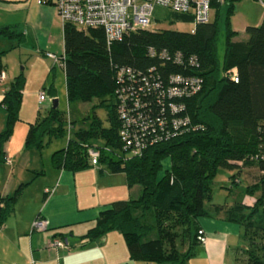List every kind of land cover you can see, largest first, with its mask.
Wrapping results in <instances>:
<instances>
[{"label":"trees","instance_id":"16d2710c","mask_svg":"<svg viewBox=\"0 0 264 264\" xmlns=\"http://www.w3.org/2000/svg\"><path fill=\"white\" fill-rule=\"evenodd\" d=\"M238 1L212 0L210 21L194 25L189 33L137 29L111 45L100 28L63 25V53L59 57L63 61L66 99L95 102L92 115L86 118L90 123L88 128L73 131L75 124L66 121L52 104L43 118L28 125L24 148L40 151L51 139L67 136V146L52 154L54 169L77 173L101 164L110 173L123 174L127 187L138 184L141 188L137 199L113 202L101 211L82 240L99 241L116 230L123 236L131 261L186 264L200 244L197 219L222 217L242 228L245 246L238 252L245 253L247 261L240 263L235 258L234 264H264V155L250 161L251 156L264 154V18L259 26L245 29L248 37L245 42H234L237 33L231 30L230 17ZM222 9H226L225 42L220 59L217 39ZM172 15L177 21L193 23L183 13ZM0 35L12 42V49L25 42L24 34L16 26L1 28ZM4 54L0 52V75L5 71ZM169 75L201 82L198 93L183 99L184 112L180 118L189 121L187 128L178 136L166 138L158 134L152 142L161 141L148 146L139 156L127 154L119 137L123 128L118 113L120 92L130 88L132 80L141 83L145 79L142 90L146 86L153 89L156 83L166 82ZM24 86L21 73L6 87L0 101V111L5 116L0 131V163L9 161L4 146L19 119ZM44 90L47 100L48 96L56 97L53 85ZM130 97L135 105L156 106L153 99H144L140 92ZM125 99L130 101L129 96ZM158 99L157 103H161L162 97ZM39 106L41 110L43 107ZM98 107L108 111V128L95 116ZM90 149L99 154L95 165L89 160ZM167 158L171 161L170 170L160 176L161 163ZM242 160H247L245 167H256L262 174L247 188L248 194H259L256 204L252 208L213 205L212 212L205 209L217 170L239 173L244 169L240 168ZM231 181L235 183L236 179ZM25 186L20 184L11 194L0 196V229L13 214ZM165 223L170 226L163 227ZM178 234L189 240L183 253L178 250ZM68 235H72L70 228L64 227L52 239L67 241ZM184 239H180L181 245Z\"/></svg>","mask_w":264,"mask_h":264},{"label":"rangeland","instance_id":"374dc122","mask_svg":"<svg viewBox=\"0 0 264 264\" xmlns=\"http://www.w3.org/2000/svg\"><path fill=\"white\" fill-rule=\"evenodd\" d=\"M36 1L37 0H26V5L28 6L30 13H38V11L35 9ZM261 1L264 3V0ZM261 1L240 0L234 4L233 13L230 17L231 30L237 33V35L233 38L234 42H245L248 38L245 33V28L249 26L257 27L262 23L264 18V4L261 3ZM13 6H17V4H14ZM223 12H226V9H222L221 11V19L218 24L219 35L217 39V48L220 59L223 57L225 42ZM36 17L37 14L31 17L28 16V21L30 23L28 29L32 30V19H36ZM193 28V23L177 21L174 19V16L170 10L159 6L154 8L151 24L149 26L150 31L172 30L182 33H189ZM26 33L28 34L27 39L29 42L27 41L25 44L19 47L12 49V42L8 39L0 44V52H5L2 57V64L5 68V71L3 72L4 80L3 82H0V84L9 86L13 79H15V77L21 73L25 78V86L21 98V112L19 114V119L14 126L13 134L17 132V130L22 129L25 131L26 135L28 125L38 119L43 118L46 115V108H49L52 105L51 100L55 99L57 100V107L59 112L62 114V117L66 119V121L75 124L73 131H76L80 128H88L90 122L86 118L92 115L91 107L95 102H68L66 99L65 78L62 66L60 64H56L54 71H52V61L46 57L45 54L42 55L41 52L35 48L33 43L34 41L32 39L34 38L33 35H35L34 31H31V33L26 31ZM61 39L58 42V45L54 46L52 50L53 52L57 53V56H60L63 50ZM49 50L51 51V49ZM51 85H53L55 89L56 97L52 98L47 95L50 99L44 100L42 102L43 108L39 110L40 106L37 102V96L40 91L46 92L44 89H47ZM95 116L99 119L104 128L109 127L108 111L106 108H96ZM82 121H84V124ZM3 127L0 131H2ZM24 139L25 137L20 133L21 142L24 143ZM11 140L15 142L14 138H11ZM67 142L68 139L66 136L62 138L51 139L50 143L40 151L26 150L23 147L22 154H17L18 152H16L14 154L12 153L11 158L8 157V159H10V163H7V161L5 163H0V196L7 195L9 193L11 194L20 184L26 185L14 206L13 214L5 223V226H7L10 231L14 233V236L11 239L14 253L13 257L12 255L10 256V259H13L11 262H9V264H30L31 249L29 240L32 237L30 236L31 226L29 227V231L25 233L24 226L26 225L28 218L37 215L36 211L44 200L43 190L40 191V186L50 179L49 171L53 168L51 160L52 154L65 148L67 146ZM14 146H17V142L14 143ZM262 155L264 154L259 153L256 156H251L250 161H253V159L257 160V158H261ZM246 161L247 160H242L240 162V168L242 166L244 169H241V172L239 173L237 170H217V173L210 185V198L204 203L205 209L212 212L213 205L231 207L238 204L244 206L245 208H252L256 204L259 194H248L247 188L256 182L262 174H260L256 167H245L244 164ZM161 164L162 171L159 173L160 176H162L164 172L170 170V158L165 159ZM98 165L101 166V164ZM101 167H103L105 171H108L104 165ZM56 171L58 170L56 169ZM41 172L42 174H40ZM36 173L39 174L35 175ZM232 179H236V182L232 183ZM131 189V198H127L126 201L130 199H137L140 195H138V191L141 192V188L138 184H135L133 187H131ZM36 218H38V216L35 217V219ZM163 218L167 219V215H164ZM168 226H170V223L163 224V227L165 228ZM44 232L46 235H49L48 229ZM178 233L181 235L180 231H178ZM36 234L39 233H34L33 235ZM104 239V244L96 249V251L91 253L98 262L100 261L101 264L107 263L105 262V257H107L109 264L117 263V260L114 258L116 257L119 246L125 248L127 260H130L128 249L124 242L123 236L119 231L114 230L108 232ZM180 239L184 238L181 236L178 237V250L180 253H183L189 246V240L185 238L183 240L184 244L181 245L179 242ZM240 239V244L238 245L239 248L233 246V250L230 251L229 255H231L233 261L235 258H237L240 263H245L247 261L246 254L238 252L245 246V242L242 241V233ZM48 241L49 240L46 242L48 243ZM203 243H205V241ZM67 247L68 248L63 250L70 252L71 247L69 245ZM104 253L105 255H103ZM40 257L43 259L42 261H46V264L60 263H58L60 258H58V256L56 257V254L54 258L50 257L48 253H46L45 256L41 255ZM42 261L38 262V264L42 263ZM61 262V264H63V258ZM187 263L188 261L186 264Z\"/></svg>","mask_w":264,"mask_h":264},{"label":"crops","instance_id":"0c3cea01","mask_svg":"<svg viewBox=\"0 0 264 264\" xmlns=\"http://www.w3.org/2000/svg\"><path fill=\"white\" fill-rule=\"evenodd\" d=\"M46 1H36L35 9L38 13H36V19H32L33 28L30 30L28 29L30 24L28 16L31 17L36 14L29 12L26 0H0V29L16 26L17 30L25 36L23 44L28 41L26 31L29 33L34 31L33 43L42 55L46 52L57 54L52 50L54 46L58 45L61 37L63 45V25L57 15L54 5L55 0H48L49 3H46ZM261 3L263 2L261 1ZM14 4H17V6H13ZM6 39L0 35V44ZM51 70L54 71L53 67ZM7 86L0 84V101L3 99ZM4 119V113L0 111V130L3 127ZM20 133L24 137L26 136L25 131L22 129L17 130L11 136L17 142V146H14L15 142L11 138L5 144L4 151L7 158H11L12 153H23L24 143L20 140ZM49 173L50 179L40 186V191L43 190L44 200L36 211L37 215H34L47 220L49 235H46L45 232L32 235L29 240L30 257L35 261V264L42 261L43 259L40 256H45L46 253L52 258L56 254V257L60 258L59 264L62 263V258L63 264H101L91 253L104 244V237L95 242L82 240L81 237L94 225L101 211L107 209L113 202L126 201L127 198H131L132 189L127 187L125 176L121 173L105 171L99 165L77 173L64 170L56 171L52 168ZM53 189L52 193H45L46 190ZM140 193L138 191V195ZM34 216L28 218L24 226V233L29 231V227L35 219ZM196 225L204 233L205 243L198 244L194 256L188 260L187 264H234L235 260H232L229 253L233 250V246L238 247L240 244L242 228L237 224L225 221L222 217H201L197 219ZM64 227L70 228L72 233V235L66 237L72 251L48 249L46 241L50 240L59 229ZM13 236L14 233L7 226L4 225L1 228L0 264H9L13 259H10V256L13 257L14 253L11 241ZM114 259L117 260V263L113 264H145L127 260L125 248L120 246ZM105 262L108 263L107 257H105ZM40 264H46V261H42Z\"/></svg>","mask_w":264,"mask_h":264},{"label":"built area","instance_id":"2783aa9c","mask_svg":"<svg viewBox=\"0 0 264 264\" xmlns=\"http://www.w3.org/2000/svg\"><path fill=\"white\" fill-rule=\"evenodd\" d=\"M224 0H218L223 3ZM212 0H55L54 5L57 15L64 24H71L78 29H102L105 33L106 42L111 45L121 41L125 34L137 29H147L150 18L156 6L166 8L171 12L188 15L196 24H206L210 21L212 13ZM53 66L60 64L63 67L62 58L46 53ZM176 63H180L177 61ZM133 79V78H132ZM4 80V75H0V82ZM236 80V79H235ZM122 83V82H120ZM130 88H123L120 92L118 103V113L121 116L123 128L119 137L124 146V151L133 156H139L148 146L157 142L158 134L165 135L166 138L178 136L184 131L189 121L180 118L184 112V100L198 93L201 90V82L196 78H187L178 75H169L164 83H156L153 89L146 86L142 90V84L146 85V80L141 83L129 81ZM130 92V93H129ZM140 92L144 99L151 98L155 102V107L134 104L131 97ZM129 96L130 101H125ZM162 97L161 103L158 98ZM46 93L40 91L38 103L46 100ZM184 99V100H183ZM156 111V112H155ZM154 112L156 114H154ZM153 114V115H152ZM159 125V127H157ZM90 163L95 165L98 159V152L90 149L88 151ZM7 163H10L7 161ZM53 190H46L50 194ZM48 229L47 220L38 217L31 224L30 236L34 233H41ZM205 235L200 230L197 235V242L202 244ZM66 240L51 239L47 243L48 249L63 250L68 248ZM30 264H35L31 258Z\"/></svg>","mask_w":264,"mask_h":264},{"label":"water","instance_id":"95a60500","mask_svg":"<svg viewBox=\"0 0 264 264\" xmlns=\"http://www.w3.org/2000/svg\"><path fill=\"white\" fill-rule=\"evenodd\" d=\"M52 104H53L52 107L55 109L57 107V105H58L57 100H53Z\"/></svg>","mask_w":264,"mask_h":264},{"label":"bare ground","instance_id":"6f19581e","mask_svg":"<svg viewBox=\"0 0 264 264\" xmlns=\"http://www.w3.org/2000/svg\"><path fill=\"white\" fill-rule=\"evenodd\" d=\"M151 19H152V17L150 18L149 25H148V27H147V28H149V26H150V24H151Z\"/></svg>","mask_w":264,"mask_h":264},{"label":"clouds","instance_id":"9594fccd","mask_svg":"<svg viewBox=\"0 0 264 264\" xmlns=\"http://www.w3.org/2000/svg\"><path fill=\"white\" fill-rule=\"evenodd\" d=\"M46 195V194H45Z\"/></svg>","mask_w":264,"mask_h":264}]
</instances>
